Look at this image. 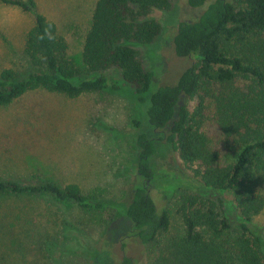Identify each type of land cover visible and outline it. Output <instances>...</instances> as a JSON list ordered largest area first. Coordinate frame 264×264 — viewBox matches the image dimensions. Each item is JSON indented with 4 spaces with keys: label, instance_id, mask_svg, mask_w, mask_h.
<instances>
[{
    "label": "trees",
    "instance_id": "obj_1",
    "mask_svg": "<svg viewBox=\"0 0 264 264\" xmlns=\"http://www.w3.org/2000/svg\"><path fill=\"white\" fill-rule=\"evenodd\" d=\"M209 1L188 0L204 9L179 25L174 45L179 56L195 58L177 83L152 94L147 115L158 135L137 137V180L126 200H95L77 183H23L1 175L0 194H48L65 204L110 208L130 219L133 236L158 245L171 224L170 208L158 213L151 195L161 141L192 177L230 196L240 221L234 224L212 198L177 192L169 200L183 231L158 248L152 264H264V231L254 223L264 210L258 178L264 173V0ZM7 2L36 18L24 48L32 71L23 77L11 68L0 73V106L40 88L71 98L122 92L120 81L138 92L150 88L154 73L145 69L136 45L151 44L161 34V22L152 12L169 10L171 0H97L84 40L85 68L69 57L68 41L53 20L37 11L36 0ZM121 264H133V259L126 255Z\"/></svg>",
    "mask_w": 264,
    "mask_h": 264
},
{
    "label": "rangeland",
    "instance_id": "obj_2",
    "mask_svg": "<svg viewBox=\"0 0 264 264\" xmlns=\"http://www.w3.org/2000/svg\"><path fill=\"white\" fill-rule=\"evenodd\" d=\"M96 1L36 0L37 11L56 23L69 43V57L83 68L84 40ZM171 1L169 10L152 12L161 22V34L151 44L136 45L145 69L154 73L148 91L138 92L122 81L118 83L122 92L96 91L76 98L40 88L0 106L1 176L23 183L42 179L77 183L95 200H126L131 195L137 180V137L143 132L158 135L147 115L152 94L162 85L177 83L195 58L179 56L174 39L179 25L199 16L204 7H193L188 0ZM22 11V23L0 28V73L11 68L23 77L32 71L24 48L36 17ZM154 162L152 199L158 213L166 207L171 210L170 228L161 234L159 246L133 236L130 219L110 208L65 204L48 194H0V264H121L126 255L133 264H152L158 248L183 231L182 218L169 200L181 191L216 200L225 215L239 223L230 196L192 177L177 153L161 141ZM258 178L264 191V173ZM254 223L264 231V210Z\"/></svg>",
    "mask_w": 264,
    "mask_h": 264
},
{
    "label": "clouds",
    "instance_id": "obj_3",
    "mask_svg": "<svg viewBox=\"0 0 264 264\" xmlns=\"http://www.w3.org/2000/svg\"><path fill=\"white\" fill-rule=\"evenodd\" d=\"M25 19L22 9L7 0H0V28H12Z\"/></svg>",
    "mask_w": 264,
    "mask_h": 264
}]
</instances>
